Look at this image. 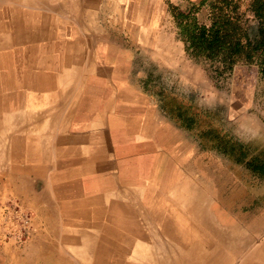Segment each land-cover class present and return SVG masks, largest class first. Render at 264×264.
I'll return each instance as SVG.
<instances>
[{"label": "rangeland", "instance_id": "1", "mask_svg": "<svg viewBox=\"0 0 264 264\" xmlns=\"http://www.w3.org/2000/svg\"><path fill=\"white\" fill-rule=\"evenodd\" d=\"M68 1H75L74 4H77L76 0ZM68 1L0 0V34L11 36L5 52H0V81L11 80L12 74H19L20 70L23 73L29 71L28 66L35 54L28 48L37 42L18 39L23 33L21 24H25L26 20L41 18L42 23L48 25V32L63 34V40L77 38L73 33H84L88 53L85 61L89 63L94 59L100 66L93 79L112 84L133 82L144 94L154 99L164 114L168 126L167 140L175 139L167 146L164 163L162 166L160 164L164 193H180L183 203L187 201L186 206H182L183 209L189 208V204L194 202L195 193L192 192L209 195L212 199L210 202H215L221 208L224 219H233L260 233L253 241L254 244L242 246L237 240H228L226 231L218 233V236L200 227L197 233L166 231L165 249L149 251L159 254L164 264H187L178 263L179 257L187 251L203 255L215 254L218 262H212L216 260L213 259L210 261L212 263L206 264H247L246 255L251 254L260 240H264V178L215 145L220 140L216 137L219 134L224 138L250 143L254 151L264 150V76L256 63L238 62L228 68L218 60L191 54L187 35L181 32L180 27L182 20L194 22L195 19L209 25L212 8L217 2L204 0V4H201L203 0H144L142 7L131 8L130 5L127 8L126 5H117L114 0H83L85 8L68 9L65 5ZM233 2L252 17L248 11L250 0ZM116 11L123 14V18L117 19L118 22L122 20V24L116 22ZM49 42H58L57 45L60 46V41L53 38L50 41L41 39L37 45L41 47ZM50 51L52 50L46 52L43 49L39 57L54 55L53 65L58 66L64 53L59 50ZM74 58L77 62L76 56ZM41 64L44 65L42 62ZM80 78L89 81L92 78L90 71L80 73ZM42 179L38 180L40 190L44 187ZM8 190L10 189H6V192L0 188V208L3 209L4 219L0 223V246L7 247V251L16 249L22 253L20 257L9 256L11 261L0 257V264H17L15 260L29 257L26 250L32 240L36 241L34 238L38 234V231L35 234L37 226L44 227L45 221L43 218L41 220L36 211H32L35 208L33 205L20 202V198L11 196V191ZM50 195L57 196L53 193ZM220 199L224 203L230 202L231 208L220 202ZM16 201L19 206L14 204ZM55 205L56 210L52 207L53 211L58 209V205ZM22 206L25 210H21ZM189 217L182 216L183 221L192 224L194 218ZM54 222L65 225L64 215H56ZM194 233L198 235L200 242H206L202 247L195 248L183 241L186 235L193 236ZM221 239L224 241L221 242ZM61 241L66 247L64 240ZM67 251L74 254L70 249H64V252ZM0 253L3 254L4 251L0 249ZM248 264L255 263L251 261Z\"/></svg>", "mask_w": 264, "mask_h": 264}, {"label": "bare ground", "instance_id": "2", "mask_svg": "<svg viewBox=\"0 0 264 264\" xmlns=\"http://www.w3.org/2000/svg\"><path fill=\"white\" fill-rule=\"evenodd\" d=\"M46 21L47 20H45V22ZM42 22H43L42 19L39 17H37L36 19L32 18L30 19V21L26 20L25 24H21L22 28L21 27L20 28L22 29L23 33L19 35L18 39H20L21 41L31 40L38 43V41H40L41 39L50 41L51 38H53V40L58 39L60 41V46L57 45L58 42L53 44L49 42V44L47 45L45 44L44 46L41 45V47L38 46L37 43H35L31 48H28L30 49V51L33 52V54H35L33 60L30 62V66H28L29 71L27 73H23L20 70L19 74H12L13 77L9 74L12 77L11 80L5 82L0 81V186H1L0 188L4 189V191H6V189H10L8 191L9 192L11 191L10 192L11 196L13 195L17 196V198H20V202H25L22 198L23 195L32 196L33 200L36 203L38 202V200H40L41 196L37 197L38 196L37 190H40L38 187V180H40V177L44 176L42 174L43 168L40 166L38 162L37 163L34 162L35 161L34 158L37 155L38 156L40 155L39 150H37L38 148L35 147V149L27 153L30 155V158L28 161H23L25 165L24 166L19 165L17 161L21 156H19L20 152L18 151L20 147L18 138H20L21 135L22 136L28 135V138H31L33 140H39L41 137V135L39 134L47 129L50 123L49 120L52 118L53 115L55 116L56 105L60 102H67L69 103V105H80V106H83L85 104L88 105L89 102H91V103H96V105L98 106H101L103 110H106L105 113L108 115V118L105 120V117L107 116H105V113L103 112V115H101L102 124L97 123L98 127H102L103 125L101 130L102 139H104V141L107 140L109 142V137L107 135H109L108 134L109 132H112L113 140H116V143L121 146H119V151H117L116 153L117 168L112 163V169H115L113 172L109 170L110 168L108 169L111 161L108 154L106 159L107 160L106 163L109 164V166L107 165L108 167L104 165L100 173L96 171L97 168L95 167L93 168V171H96V175L93 178L94 181L97 182L96 194L94 192L92 193L89 190H85V189L81 193L78 190L77 182H76L77 184L68 183L67 181L69 180L68 177H72L69 174L72 170L71 167H67L65 173L63 174L59 169H56V171L49 176L44 173L45 180L47 181V183L53 182L55 184L54 185L56 191L55 193L57 197H59V199L62 201V205L64 204L61 210H63L62 212L66 214V216L64 217V220H66L65 228L64 231L62 232L61 231L59 232L57 230L56 223L54 222L55 216L51 215V211H53V209L51 207L49 208L47 207L46 208L47 211H45L44 215L43 216L40 215L39 217L41 218V220L42 218L44 219L46 223L45 225L48 227L49 229L48 231H50L52 237L50 239H48L47 236L39 237V239L31 245L32 246L31 251H29L30 253L28 252L29 257H25V259L19 258L15 260L16 261L15 263L17 264H164L163 260L162 259L160 260L159 258L160 255L159 254L156 255L154 252L149 251L153 249H148V247H146L147 243L142 240L134 241L133 243L136 242L134 244V248L131 251H129V253H127L126 249H124L123 252L121 251L122 254L120 252V254L116 256L117 257L116 259L115 255L113 254L114 248H111V245H113V241H111L110 238L108 237L111 234L114 235L116 228L119 231L122 230V228H124L126 225L136 226V227L141 226L144 228H149L152 225H154L161 229H165L166 231H176L180 233L186 231L197 233L198 228L200 227L203 228L204 230H209L212 234L217 236L218 233L221 232L223 233V231H226L227 233L226 236H228L227 238L228 240H232V241L237 240L240 242L242 246L244 245L246 246L253 243V241L256 240L255 238H258V236H260V233L258 231L257 232L254 231V229H251L250 227H245L241 223H237L233 219H227V218L224 219L222 217L221 208L218 207V205L215 202L212 203L210 202L211 198L209 195H205V194L201 195L200 193L192 192L191 189V192L195 193L194 202L192 204H189V208L187 207L183 209L182 206L185 207L187 201L183 203L182 197L179 196L180 193H175L173 191L170 193H164L163 190L164 183L163 180L161 179L163 177L161 166L164 163L165 151L167 150V146H170L175 141V139H173L174 141L167 140L168 126L166 125V129H165L166 136L164 139L163 151H161V148L160 150L157 149L155 146V142L152 140L150 142L148 140L140 141L138 138H135L133 132L135 131V129L137 131L140 125L137 122H134L132 119L127 121V118L124 116V111H122L120 114L115 113L113 107L116 105L115 93L117 92L112 93L110 89V82L109 81L102 82L100 80L93 79L94 75H96V72L98 71V68L100 66L98 65V62H96L94 59H91L89 63H86L85 59L86 56H88L87 55L88 53L86 50V46H87L86 38L82 37L83 33H78V32L73 33L76 36H78V39L71 38L68 40L66 39L63 40L61 38L63 37V34L57 35L56 33H53L54 31L52 32V34L49 33L48 25ZM40 24H44V25H40ZM92 33L94 34V32ZM84 37L86 36L84 35ZM140 37L142 36L140 35ZM10 38L11 36H5L3 34H0V52H5L6 49L5 46L9 42ZM104 39H106V37ZM43 49H46V52H48L49 49L52 50L53 52L57 50L63 52L64 55H61L63 56V60H61L58 63V66L57 64L53 65L54 55L47 56L46 58L39 57L41 56V51ZM15 50L16 49H14V51ZM74 56H76L77 62L74 61L75 60ZM35 58L38 59L35 60ZM121 60L123 59L121 58ZM41 62L44 65H42ZM44 70H46V73L41 75L38 74V73H43ZM84 71H90L92 77L86 83L81 84V86L84 87V89H81V91L85 92V97H81L82 94L80 96L78 95L72 96L70 94L69 96L68 91L64 92L61 95V90L65 89L66 86L67 88L70 89L78 87L74 83V81L77 80V75H79L80 73L83 74ZM2 79L4 78L2 77ZM52 93H54V95ZM124 94H126V92ZM66 107L70 111L72 110L71 106L66 105ZM31 108H34L35 112L31 111L32 113H29ZM63 112L65 113V111ZM44 117H47V119L43 120L42 118ZM37 118L39 120V123L36 120L31 122L32 120ZM41 119L43 120L42 122L40 121ZM128 124L130 125V130H127ZM93 126L94 124H87L83 128V126L70 125V127H68L66 131H64L65 138L66 139L67 138L72 139L74 137L78 138V135L80 133L86 134ZM144 126L145 124L142 126V128ZM103 128H108V131L107 132L104 131ZM141 132H142L141 135H143L145 138L146 137L153 138V136L151 137L145 134L147 133L146 130L143 129V131L141 130L139 133ZM78 139L79 141H81V143L80 146L75 147L76 156L72 154L73 152L72 153L67 152L65 148H64L65 153H63L62 155L65 156L64 163L66 164V166L67 163L69 165H77V166L80 165V168L77 169L73 168V170L78 172L79 174L84 173L86 176L90 172L89 171L91 167L90 161L98 160V158L100 159V157L103 160L105 158V154L101 152V150H99L98 147L93 148L92 146H89L87 139L85 143H82L83 136L79 137ZM74 140L76 141V139ZM138 150L139 152H137ZM141 151H145V152H141ZM61 152H63L62 149ZM25 166H27V169L30 168L32 169V171L38 173L39 178H37V181L35 182L22 180L21 184H18L16 175L25 172L24 171L25 169H23V167ZM44 187H46V191L47 193H49L48 191L49 185L47 184ZM187 194L188 193H186V195ZM2 195H4V193ZM94 195H97L98 197ZM219 201L222 202L223 204H226L227 207L231 208L230 202L224 203L225 201L223 199H220ZM254 201H256V199ZM14 204L19 206L17 201L14 202ZM175 207H179V209L177 208L175 209ZM22 209L25 210L23 206L21 210ZM34 209H32V211L35 212L36 210ZM113 214H116V218H113L112 221ZM185 215L190 216L192 219L194 218L193 219L194 221L191 219L193 221L192 224L183 221L182 216ZM3 220H4L3 209L0 208V223ZM118 235H120V233H118ZM58 236L59 238L64 240L65 244L67 245L66 247L60 246L56 243V241L58 240ZM197 236H198L197 234L193 236L186 235L183 241H185L190 246L191 245L193 247L195 246V248L203 245V243H206V242H200ZM207 241L211 243L210 240L207 239ZM222 241L224 240L221 239V242ZM0 242L2 243L1 239ZM5 244L6 246H8V243ZM176 245L178 246L179 244L176 243ZM2 247L0 246V249L4 251V253L3 254L0 253V257L5 258L7 261H11L10 260L11 258H9V256L12 255L15 257L17 256L20 257L22 253L21 250L19 253L18 251H16V249H10L11 251L9 250L7 251L5 249L7 247L5 246ZM64 249H68V250L70 249L72 252H74V254L71 255L70 251H67L66 253L64 252ZM118 250L120 249L118 248L117 251ZM185 250L187 251V249ZM213 259L216 260L214 261ZM245 259L247 260V264L250 263L251 261L255 264L257 263L262 264V260H264V240H260L257 243V246H255L254 249L252 250L251 254L249 253L246 255ZM211 260H213L212 262H218V259L216 258L215 254L203 255L202 253L196 254L195 252L193 253L192 251H187L183 256L179 257L178 263L185 262L187 264H192V263L206 264V263H212L210 262ZM219 261L221 262V260Z\"/></svg>", "mask_w": 264, "mask_h": 264}, {"label": "crops", "instance_id": "3", "mask_svg": "<svg viewBox=\"0 0 264 264\" xmlns=\"http://www.w3.org/2000/svg\"><path fill=\"white\" fill-rule=\"evenodd\" d=\"M66 1H68V0H66ZM76 1H77V4H74L75 1H72V2L68 1L67 3H65V5L68 9H73V8L80 9L81 7H82L81 9L85 8L84 5L82 4V2H84L86 0H84V1L83 0H76ZM87 1L97 2L100 0H87ZM114 2L117 3V5H119V6L126 5L127 8H129L130 5H131V8H134V6L135 7H139V6L142 7V5L144 4V0H119V1L114 0ZM68 3H70V4H68ZM121 3H124V4H121ZM115 9H116V7H115ZM119 18H123V14L118 13V11H116V20ZM116 22H118V20ZM120 22L122 24V20H120L118 23H120ZM83 35H84V33L82 34V37H83ZM77 39H78V37H77ZM44 73H46V70H44L43 73H38V74L41 75ZM79 78H80V74L77 76V80L74 81V83L78 86L77 88L70 89V88H67V86H66L65 89L61 90V95L64 92L68 91L69 96H70V94L72 96H76V95L80 96L82 94L81 97H85V92L81 91V89H84V87L81 86V84L86 83L87 81L86 80L83 81L82 78H80V79ZM110 86H111L110 89H111L112 93L117 92V93H115L116 105L115 106L113 105L114 106L113 110L115 111V113L120 114L122 111H124V116L127 118V121L132 119L134 122H137L140 125V127L137 129V131L135 129V131L133 132V135L135 136V138H138L140 141L141 140H148L150 142L152 140L155 142L156 148L159 150L161 148V151H163L164 139L166 136V130L165 129H166L167 121H166L164 114L161 113L160 108H159L158 104L154 101V99L151 98L150 96H147L146 94H144L140 90V88L133 82H120V83H113V84L110 83ZM115 86L117 89L115 88ZM125 92H126V94H124ZM52 94L54 95V93H52ZM57 94H60V93H57ZM66 105L71 106L72 110L70 111L66 107ZM65 107L67 108V110ZM47 108H48V105H47ZM55 109H56L55 116L53 115L52 118L49 120L50 123H49L47 129L44 132H41L39 134V135H41L39 140H33L31 138H28V135H23V136L21 135L20 138H18L19 143H20L19 144L20 147H19L18 151L20 152L19 156H21V157L19 158L20 160L18 159L17 162L19 163V165L24 166L25 164L23 163V161H28L30 158V155L27 153L31 152L33 149H35V147L38 148L37 150H39L40 155L39 156L37 155L34 158V160H35L34 162L35 163L38 162L40 164V166L43 168L42 174L44 176L40 177V178H43L42 181L44 183V186L47 184L49 185V188H48L49 193H47L46 187H43L41 190H37V193H38L37 197L41 196L40 200L37 199L38 200L37 203L33 200V197L30 195H23L22 198L26 203H28V205L30 203L31 205H33L35 207V209H37L36 212H37L38 216H40V215L43 216L45 211H47L46 210L47 207L48 208L49 207L54 208V207H56L55 204H57L59 207L57 209L58 212L57 211H51V215H53V216H56V215L59 216L60 215L61 216L63 214L65 217L66 214L64 212H62L63 210H61L63 205H64V204L62 205V201L59 199V197L54 196L56 198L55 199L54 197H52L50 195L52 193L54 195H56L55 194L56 191L54 188L55 184L53 182L47 183V181L45 180V174L48 176L52 175L56 171V169L61 170V173L63 174V173H65L67 167H71L72 170L69 174L72 177H68L69 178V180H67L68 183H70V184H77L78 183L77 187L81 193L85 189V190H89L92 193L94 192L96 194L97 182H95L93 179L96 175V171L100 173L104 165L109 166V164L106 163L107 162V160H106L107 154L109 155L110 160H111L110 166L109 167L107 166L108 169L110 168L109 170L111 172H113L115 170V169H112V163L117 168L116 153H117V151H119V146H121V145H118L116 143V140H113V133L112 132H109L108 133L109 135H107L109 137V142L107 140L104 141V139H102L101 130H102L103 125H102V127H98L97 123L102 122V120H101L102 116L101 115H103V112L105 113L106 110H103L102 107L96 105V103L89 102L88 105L85 104L83 106H80V105H69V103H67V102H60L56 105ZM31 111L35 112V109L31 108L29 113H32ZM63 111H65V113ZM62 115H63V117H62ZM105 116H107V117H105V120H106L108 118V115L105 113ZM42 119L46 120L47 117H44ZM42 119L40 120L41 122L43 121ZM144 119H145V121H144ZM35 120L38 121V123H39L38 118L32 120L31 122H33ZM87 124H94V126L86 134L80 133L78 135V138L83 136L82 143H85V141L87 139L89 146H92L93 148L98 147L99 150H101V152H103L105 154V158L102 160V158L100 157V159L98 158V160L90 161V166H91L90 170H89L90 172L85 176L84 173L79 174L78 172L73 170V168H75V169L80 168V165H78V166L77 165H69L67 163V166H66V164L64 163L65 156H63L62 154L65 153V150H64V148H65L67 152H70V153L73 152L72 154H74V156H76L75 155V152H76L75 147L80 146V143H81V141H79V139L75 138V137L72 139H68V138L66 139L64 131H66V129L68 127H70V125L71 126H83V128H84ZM144 124H145V126L142 128V126ZM127 128H128L127 130H130L129 124L127 125ZM103 129L106 132L108 131V128H103ZM143 129L146 130V132H147V133L144 132L145 134H147L148 136H151V137L153 136V138H150V137L145 138L143 135H141L142 132L141 133H139V132L141 130L143 131ZM92 136L95 138V140ZM74 139H76V141ZM88 139L89 140L92 139V140L89 141ZM98 139H99V141H98ZM59 145H61V146H59ZM44 146L45 147L47 146V147L45 148ZM61 149L63 150V152H61ZM137 152H139V150ZM141 152H145V151H141ZM100 160H102V161H100ZM61 162H63V163H61ZM94 167L97 168L96 171H93ZM23 169H25L24 170L25 172H22V173L16 175L18 184H21L22 180L34 181V182L37 181V178H39L38 173L32 171V169H30V168L27 169V166L23 167ZM61 178H63V177H61ZM81 181H82V183H81ZM51 184H52V187H51ZM49 196H51V197H49ZM94 196H97V195H94ZM47 197H48V199H47ZM43 206L45 207V209ZM40 210H42V211H40ZM54 210H56V209L54 208ZM113 218H116V214H113L112 221H113ZM43 226H44V228L41 227V228H39V230H38V226H37V228L35 230V234L38 231V234L36 236L34 234V236H35L34 239H36V241L39 239V237L47 236L48 239H50L52 237V234L50 233V231H48L49 230L48 227L46 225H43ZM56 227H57V230L59 232L60 231L62 232V231H64L65 225H63V226L59 225L58 226L56 224ZM146 229H147V231L148 230L149 231L147 232ZM117 232L120 233V235H118ZM165 234H166L165 229H161V228L156 227L154 225H152L149 228H144L141 226L136 227V226L126 225L124 228H122V230H119V231L116 228L114 235L111 234L108 238H110V240L113 241V245H111V248H114L113 254L116 257L120 254L121 251L123 252L124 249H126V252L129 253V251H131L134 248V244L136 243V242L135 243H133V242L138 241V240H142V241L146 242L147 243L146 247H148V249H160V248L165 249ZM33 243L34 242L32 240V242L29 244V248L26 251H28V252L30 251V246ZM57 243H59L60 246L64 245V243L61 241V238H59V236H58V242ZM118 248L120 250L117 251ZM122 252H121V254H122ZM25 254L27 255V252H25ZM23 257H25V256H23ZM116 259H117V257H116Z\"/></svg>", "mask_w": 264, "mask_h": 264}, {"label": "trees", "instance_id": "4", "mask_svg": "<svg viewBox=\"0 0 264 264\" xmlns=\"http://www.w3.org/2000/svg\"><path fill=\"white\" fill-rule=\"evenodd\" d=\"M215 1L209 25L197 19L180 22L189 52L218 60L228 68L238 62L256 63L264 76V0H250L248 11L252 17L241 11L234 0ZM216 137L220 138L217 148L264 178V150L255 152L250 143L219 134Z\"/></svg>", "mask_w": 264, "mask_h": 264}]
</instances>
